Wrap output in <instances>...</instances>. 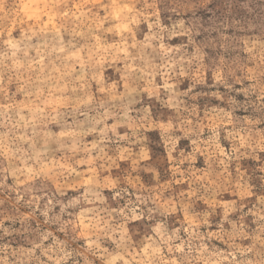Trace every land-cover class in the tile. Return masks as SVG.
<instances>
[{
    "label": "rangeland",
    "instance_id": "374dc122",
    "mask_svg": "<svg viewBox=\"0 0 264 264\" xmlns=\"http://www.w3.org/2000/svg\"><path fill=\"white\" fill-rule=\"evenodd\" d=\"M0 264H264V0H0Z\"/></svg>",
    "mask_w": 264,
    "mask_h": 264
}]
</instances>
